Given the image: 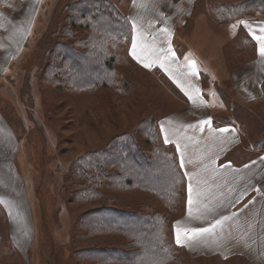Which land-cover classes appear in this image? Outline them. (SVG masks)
I'll return each instance as SVG.
<instances>
[{"label": "rangeland", "instance_id": "rangeland-1", "mask_svg": "<svg viewBox=\"0 0 264 264\" xmlns=\"http://www.w3.org/2000/svg\"><path fill=\"white\" fill-rule=\"evenodd\" d=\"M10 1L0 0V27L11 25L10 18L18 15V7L12 9ZM76 1L39 0L19 54L0 62V111L18 139L15 162L32 221L31 241L21 248L0 205V264H131L85 260L83 252L89 248L128 249L127 236H92L83 229V214L102 206L160 217L168 235L167 258L163 252L159 258L147 254L146 264H247L241 258L191 257L173 242L172 223L183 212V185L179 184L174 201L137 184L109 185L89 171L95 152L108 151L111 142L124 134H132L147 157L160 150L173 156L174 148L161 140L158 122L178 109L181 99L160 70L144 68L129 55L131 0H107L130 24L129 41L113 37L106 41V57H113L111 71H103L97 84L82 83L79 88L71 86L70 75L53 79L52 69L45 67L54 63V45L79 50L78 43L88 38L89 29L69 24V6ZM246 1L255 3L249 6ZM260 26L264 28V0H194L185 25L173 37L178 56L196 57L201 65L200 81L213 125L231 126L239 134V143L226 157L235 163L264 153V77L259 91L249 96L230 76L257 58L252 33H261ZM59 80L65 84L57 85ZM91 184V189H84ZM137 253L133 264H145L146 252Z\"/></svg>", "mask_w": 264, "mask_h": 264}, {"label": "crops", "instance_id": "crops-1", "mask_svg": "<svg viewBox=\"0 0 264 264\" xmlns=\"http://www.w3.org/2000/svg\"><path fill=\"white\" fill-rule=\"evenodd\" d=\"M193 1L131 0L127 9L132 32L129 55L144 68L160 70L181 99L178 109L158 122L161 140L174 148L184 177L183 212L172 223V239L191 257L241 258L247 264H264V191L259 188L264 181V153L242 163L226 159L239 143V134L231 126L213 125L211 106L201 86V65L196 57L181 59L174 46L173 37L185 25ZM10 2L12 9L18 7V15L12 10V24L0 27L4 46L0 62L19 54L39 4V0H21L19 6L15 4L20 0ZM257 43L253 63L230 73L244 95L254 96L264 77V56ZM17 149L15 131L0 111V205L15 230L14 242L22 248L31 241L32 221L16 167ZM177 228L181 229L179 244ZM199 228L210 230L191 232ZM185 229L189 234H184Z\"/></svg>", "mask_w": 264, "mask_h": 264}, {"label": "trees", "instance_id": "trees-1", "mask_svg": "<svg viewBox=\"0 0 264 264\" xmlns=\"http://www.w3.org/2000/svg\"><path fill=\"white\" fill-rule=\"evenodd\" d=\"M254 3L244 2L249 6ZM69 10L71 13L69 24L89 29L88 38L78 43L79 50L63 43H56L54 49L57 52L54 54L52 52L54 63L49 67L47 64L45 69L49 71L52 69L53 79L60 76L68 78L70 75L71 79L68 81L75 88L82 87V83L97 84L102 72L111 71L112 68L113 57H106L109 54L106 41L112 37L119 42L129 41L130 24L107 0H79L72 3ZM67 69L71 73L68 74ZM56 84L62 85L65 82L59 80ZM111 143V149L95 152L88 163L89 171L97 172L98 177L106 179L109 185L115 181H119L123 186L137 184L167 199H173L179 184L184 187V177L175 153L170 156L160 150L147 157L138 148L132 134L116 137ZM75 168L77 170L78 167ZM85 175L83 173V176ZM92 185L85 186L84 189ZM259 188L264 191V181L259 184ZM94 193V190H89V194ZM173 200L175 201V198ZM83 215L81 225L89 235L119 233L129 238L125 243L127 250H120L121 247L89 248L83 252L86 254L85 260L95 263H114L123 260L133 264L138 260L137 251V254L146 252L145 264L150 254L156 257L160 254L161 257L163 252L167 258L168 246L165 238L168 235L159 216L148 211H124L107 206L92 208Z\"/></svg>", "mask_w": 264, "mask_h": 264}, {"label": "snow or ice", "instance_id": "snow-or-ice-1", "mask_svg": "<svg viewBox=\"0 0 264 264\" xmlns=\"http://www.w3.org/2000/svg\"><path fill=\"white\" fill-rule=\"evenodd\" d=\"M240 23H243V24H245V26H247L246 22L242 21ZM260 32L262 33L261 35H255V33H253V38L259 42L260 55L264 56V28H261ZM137 47H138V43L134 40L133 45H132L133 55H136ZM148 66L149 65H145V67H148ZM191 66L194 67V62H191ZM191 203H192V201H191V199H189V204L191 205ZM217 223H219V221H217ZM209 230H210L209 228H199V229H192L191 232L192 233H202V232H207ZM183 231H184L185 235L189 234L187 229H185ZM180 237H181V229L177 228V243L178 244L181 242Z\"/></svg>", "mask_w": 264, "mask_h": 264}]
</instances>
